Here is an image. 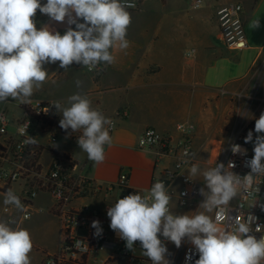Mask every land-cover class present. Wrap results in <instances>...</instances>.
Listing matches in <instances>:
<instances>
[{
  "label": "crops",
  "instance_id": "0c3cea01",
  "mask_svg": "<svg viewBox=\"0 0 264 264\" xmlns=\"http://www.w3.org/2000/svg\"><path fill=\"white\" fill-rule=\"evenodd\" d=\"M195 1L142 0L139 10L129 11L132 17L127 31L129 47L114 50L115 61L101 64L104 70L99 76L74 63L66 70L60 68L59 61L44 65L48 77L31 98L60 101L68 106V97L79 93L90 99L94 109L115 120L116 126L110 132L111 145L105 146L104 161L86 168V173L99 184H115L120 174L126 173L130 186L146 193L163 177V169L176 174L167 184L168 194L181 189L180 175L203 182L202 175H190V168L179 167L174 157L159 156V148L140 149L138 140L143 131L156 128L175 143L179 138L176 126L194 123L193 147L203 170L210 167L208 159L214 143L227 141L233 132L232 125L237 120L232 110L240 112L245 106L242 101L246 100L254 104L252 119H258L264 112V0H201L199 8L194 7ZM228 3H239L244 8L247 46L241 50L225 45L218 24L217 9ZM35 20L38 28L47 24L61 34L69 27L66 21H52L39 10ZM257 20L259 26L254 27ZM229 98H237L239 102L228 103ZM125 108L128 115L117 117V111ZM61 118L59 114V121ZM256 135L254 132L253 141L249 142L253 148L251 143L254 144ZM58 147L82 164L88 159L66 135L59 136ZM50 159V154H45L44 164ZM4 198L0 194V220L6 221L2 214ZM118 199L119 192L114 190L79 199L76 205L99 210L100 228L112 231L107 209ZM171 202L175 214L191 215L192 208H178L175 197H171ZM50 204V197L41 194L34 203L30 220L11 222L13 227L19 225L31 234V264H41L46 254L55 253L59 247L60 227L48 212ZM163 243L168 249L166 258H174L175 244ZM130 251L143 264H151L141 248ZM112 253L105 250L97 259L106 260ZM89 264L97 263L90 260Z\"/></svg>",
  "mask_w": 264,
  "mask_h": 264
},
{
  "label": "clouds",
  "instance_id": "9594fccd",
  "mask_svg": "<svg viewBox=\"0 0 264 264\" xmlns=\"http://www.w3.org/2000/svg\"><path fill=\"white\" fill-rule=\"evenodd\" d=\"M133 7L131 0H46L43 4L41 0H0V102L12 98L22 104L30 103L34 90L48 77L45 64L59 61L60 68L65 70L73 63L89 70L112 64L113 51L129 47L127 31L132 17L128 9ZM37 10L52 21H66L69 27L63 34L47 24L38 28ZM258 26L259 20L254 24ZM67 104L52 103L62 116L59 126L66 131H81L77 140L80 149L89 160L102 163L105 146L112 142V121L94 109L87 96L73 94ZM254 130V155L246 162L251 172L243 178L231 171L235 166L231 162L227 167L221 163L203 170L199 165L191 166L189 174L202 175L207 188L200 190L204 200L199 208L204 211H195L194 215L172 212L171 196L160 180L145 194L124 196L109 207L110 228L126 241L129 250L133 251L139 241L142 254L151 264H169L168 249L160 236L177 248L187 238L199 254L195 264H264V236L257 239L251 234L253 217L237 218L220 226L207 214L228 205L242 184L251 186L255 176L264 175V112L256 119ZM20 131L26 135L24 143H36L27 130ZM252 141L253 133L249 131L245 143ZM231 151L246 154L240 145H233ZM4 204L22 208L19 197L11 190L5 194ZM92 227L96 229L95 235H101L98 220L92 222ZM260 229L258 226L256 232ZM32 249L27 229L0 220V264H31Z\"/></svg>",
  "mask_w": 264,
  "mask_h": 264
},
{
  "label": "built area",
  "instance_id": "2783aa9c",
  "mask_svg": "<svg viewBox=\"0 0 264 264\" xmlns=\"http://www.w3.org/2000/svg\"><path fill=\"white\" fill-rule=\"evenodd\" d=\"M135 7L128 11H136L141 7L142 0H131ZM201 0L195 1V8H199ZM244 8L239 3H228L217 9V20L225 45L234 50H241L247 46L245 24L243 20ZM87 71L99 76L104 68L102 65ZM264 74V73H263ZM15 106V112L11 114L4 107H0V194L4 195L11 190L20 199L22 208L17 209L12 205L2 207V214L7 222L16 220L19 223L26 222L33 217L34 203L41 194L50 197L48 212L57 220L60 227V243L55 253L46 254L41 264H89L90 260L97 264H143L126 248L123 239L115 231L102 230L101 235H95L96 229L92 227L94 220H101V213L89 205L77 206L79 199L95 196L101 193H109L114 190L119 192V198L139 193L129 184V176L121 173L115 184H99L92 176L86 173L87 166L93 161L87 159L82 164L76 161L69 153L60 150L58 139L60 135H66L72 142L77 143L81 133L64 130L59 126V113L52 105L54 100H41L31 98L28 104H22L19 100H7ZM46 109H48L46 111ZM128 115V109L118 110L117 117ZM109 131L116 126L115 120ZM21 129L27 130V134L34 137L35 144H26V135L21 134ZM179 138L172 143L171 138L153 127L146 128L138 140L140 149L159 148V156H172L179 167L198 165L193 147V138L196 125L192 122L180 123L176 126ZM219 146H213L208 163L215 167L216 164L231 162L235 166L231 171L243 178L251 172L247 161L253 155V147L241 139V129H234L227 141L218 142ZM233 145H240L244 152L233 154ZM50 154V161L44 164L43 157ZM160 179L165 187L175 177L170 169H163ZM182 187L177 192L171 191L170 196L176 198V205L180 209L192 208L191 215L195 211H204L199 208L204 200L200 194L203 188L207 191L205 182L180 175ZM159 180V181H160ZM18 186L16 190L15 187ZM173 211L172 202L169 205ZM220 226L233 223L237 218L247 220L253 217L251 224L253 233L257 239L264 236V175H257L251 186L242 184L237 195L228 205L213 209L207 213ZM219 214V215H218ZM110 221V218L107 217ZM17 225L16 227H18ZM260 227V232L256 228ZM161 240H165L161 236ZM134 248H141L140 242L134 244ZM105 250L112 251V255L106 260H98L97 256ZM190 257V259H189ZM199 258L195 247L185 238L181 246L177 248L174 258L169 264H195ZM151 262V261H150Z\"/></svg>",
  "mask_w": 264,
  "mask_h": 264
},
{
  "label": "rangeland",
  "instance_id": "374dc122",
  "mask_svg": "<svg viewBox=\"0 0 264 264\" xmlns=\"http://www.w3.org/2000/svg\"><path fill=\"white\" fill-rule=\"evenodd\" d=\"M256 97V96H254ZM12 100V99H10ZM229 102H235V103H238L239 100L237 98H229L228 99V103ZM243 105L244 107H242V110L240 112L236 111V110H232V106L231 107V112L234 113V116L236 117V120L237 122L232 125V131H234V129H241V139L243 141H245V138L248 134L249 131H252V133L255 132V119H252V117H250L251 113L254 111V104L253 102L251 101H246V100H243ZM0 106L1 107H4L8 110V112L10 113V116L12 113L15 112V106L12 104V103H4V102H0ZM261 135H264V133H261ZM251 145H254L253 143H251ZM214 146L215 147H218L219 146V143L218 142H215L214 143ZM209 164V163H208ZM210 167H212L210 164H209ZM204 182V181H203ZM33 241H35V243H38L35 239H33Z\"/></svg>",
  "mask_w": 264,
  "mask_h": 264
},
{
  "label": "trees",
  "instance_id": "16d2710c",
  "mask_svg": "<svg viewBox=\"0 0 264 264\" xmlns=\"http://www.w3.org/2000/svg\"><path fill=\"white\" fill-rule=\"evenodd\" d=\"M74 64H75V65H77V66H81V65H79V64H76V63H74ZM7 100H10V99H7ZM7 100H6V101H7ZM246 144H249V143H246Z\"/></svg>",
  "mask_w": 264,
  "mask_h": 264
}]
</instances>
